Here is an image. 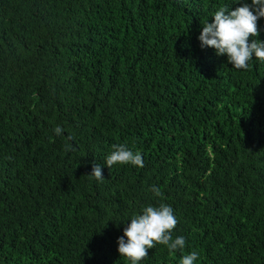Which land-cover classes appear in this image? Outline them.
Instances as JSON below:
<instances>
[{"label": "trees", "instance_id": "1", "mask_svg": "<svg viewBox=\"0 0 264 264\" xmlns=\"http://www.w3.org/2000/svg\"><path fill=\"white\" fill-rule=\"evenodd\" d=\"M244 3L0 0V264H130L118 238L161 203L185 248L140 264H264V62L198 40ZM118 144L144 166L108 169Z\"/></svg>", "mask_w": 264, "mask_h": 264}, {"label": "clouds", "instance_id": "2", "mask_svg": "<svg viewBox=\"0 0 264 264\" xmlns=\"http://www.w3.org/2000/svg\"><path fill=\"white\" fill-rule=\"evenodd\" d=\"M264 18V0H251V4L244 3L235 10L229 11L227 5L215 11L212 23L206 22L198 37L201 47L216 50V54L226 55L227 62L237 70H247L249 61L255 57L264 62V42L249 38L259 35L257 21ZM59 136L63 129L59 125L53 129ZM70 140L71 137H68ZM66 150L70 146L66 145ZM105 166L110 169L113 165L144 166L142 155L130 150L124 144L112 146V151L105 158ZM89 176L103 181V172L99 164L92 168ZM151 191L161 196L160 189L152 186ZM178 221L173 209L164 203L156 206H145L142 214L135 215L124 229L123 236L118 238V253L130 261V264H140L148 257L149 250L156 245H163L170 253L185 248L186 241L182 236L173 239V230ZM198 252L193 250L183 255L180 264H194L198 260Z\"/></svg>", "mask_w": 264, "mask_h": 264}]
</instances>
